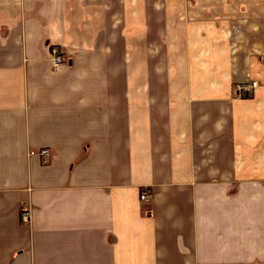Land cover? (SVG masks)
<instances>
[{"label": "crops", "instance_id": "1", "mask_svg": "<svg viewBox=\"0 0 264 264\" xmlns=\"http://www.w3.org/2000/svg\"><path fill=\"white\" fill-rule=\"evenodd\" d=\"M0 264H264V0H0Z\"/></svg>", "mask_w": 264, "mask_h": 264}, {"label": "built area", "instance_id": "2", "mask_svg": "<svg viewBox=\"0 0 264 264\" xmlns=\"http://www.w3.org/2000/svg\"><path fill=\"white\" fill-rule=\"evenodd\" d=\"M51 60H52V63L54 66H58L60 65L62 62H63V57L58 54V50L57 48L53 47L51 48ZM255 86V83L254 81H251V82H248V83H245V84H238L235 86L236 90H237V93L238 94H241V95H245L247 94L251 88H253ZM48 149H43L41 150V153L45 154V155H48ZM147 195V191L146 190H143L140 194V199H144L143 197H145ZM29 212L28 210H23L21 212V219L23 221H27L29 219Z\"/></svg>", "mask_w": 264, "mask_h": 264}, {"label": "rangeland", "instance_id": "3", "mask_svg": "<svg viewBox=\"0 0 264 264\" xmlns=\"http://www.w3.org/2000/svg\"><path fill=\"white\" fill-rule=\"evenodd\" d=\"M147 24H149V23L145 21V22H144V26L147 27V26H146ZM144 38H145V39H144V40H145V44L147 43V40H148V42H151V39H154V38H150V37H144ZM161 40H163V39L161 38Z\"/></svg>", "mask_w": 264, "mask_h": 264}]
</instances>
